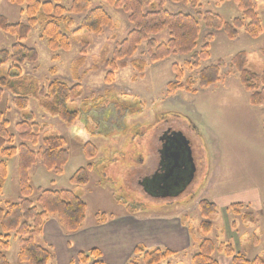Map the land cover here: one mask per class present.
<instances>
[{"label": "rangeland", "instance_id": "rangeland-1", "mask_svg": "<svg viewBox=\"0 0 264 264\" xmlns=\"http://www.w3.org/2000/svg\"><path fill=\"white\" fill-rule=\"evenodd\" d=\"M59 1L69 10L72 0ZM160 1L155 0L156 3ZM90 2L93 7L105 9L112 18V26L104 27L100 34L75 33L82 16L68 12L66 16L72 18L73 25L67 29L61 23L60 27L68 35L70 47L53 51L41 37V23L31 27L22 43L35 48L38 56L21 66V80L37 96H29L24 111L11 107L12 94L8 90L0 101V110L9 120L12 132L17 121L30 115L36 122L46 124L38 137V145L31 146L33 149L42 146V139L54 133L66 139L69 159L60 173L45 168L40 159L30 169V184L34 189L31 199L35 200L38 187L70 189L87 205L86 217L79 229L66 232L56 216L50 215L47 236L41 235L42 228L36 243L50 247L54 255L51 264H82L78 255L81 252L89 255L92 250L98 251V259L105 264H129L136 257L137 245L174 252L159 264H191L199 244L206 238L216 243H231L248 259L262 257L264 103L251 105L249 92L227 66L232 56L245 51L247 69L258 74L262 72L264 56L260 50L264 48V0H257L262 28L260 35L252 37L241 28L237 37L230 40L223 31L211 30L210 57L201 61L198 68L188 66L192 62L191 54H171L152 62L146 42H142L129 58L116 62L117 68L113 72L106 64L107 60L113 58L115 47L131 26L127 14L121 9L102 0ZM162 2L170 11L194 13L182 3ZM200 4L201 11L217 13L225 21L240 16L233 0L220 3L200 0ZM24 9V4L0 0V15L10 23H26ZM205 31L202 30L201 36ZM167 36L168 32L164 30L153 38L160 42ZM14 41L13 35L0 29L1 48L9 49ZM218 59L227 63L221 69L218 83L206 88L195 85L194 93L167 91V83L175 81L173 64L179 67L183 74L181 82L185 84L186 79L196 76L201 67ZM9 66L8 63L0 65V77L6 76ZM53 79L69 86L80 85V94L67 104L78 112V120L72 124L47 113L39 105V92L41 89L45 91ZM170 126L182 129L190 139L195 166L192 182L175 196L162 194L154 187L146 188L144 183L161 163L160 136ZM82 130L97 149L96 155L90 159L83 154L84 137L76 135L83 133ZM19 142L20 139L16 138L14 144ZM16 158H6L8 176L0 193V205L5 200L15 201L20 197ZM88 165L87 183H72V174ZM249 198L254 201L248 203ZM203 199L217 205V213L208 218L211 227L205 234L200 227L204 218L199 202ZM236 202L242 204L238 213L226 209ZM99 213L106 214V219L103 220ZM2 233L0 226V235ZM8 242V247L1 250L8 262L28 264L18 259L17 236L11 234ZM213 256L219 264L230 263V258L222 253ZM94 260L89 257L90 263Z\"/></svg>", "mask_w": 264, "mask_h": 264}, {"label": "trees", "instance_id": "trees-1", "mask_svg": "<svg viewBox=\"0 0 264 264\" xmlns=\"http://www.w3.org/2000/svg\"><path fill=\"white\" fill-rule=\"evenodd\" d=\"M12 3L24 4L26 23H10L6 17L0 15V29L15 37L14 43L9 49L0 47V65L10 64L5 77H0V101L5 90L12 94L11 107L24 111L29 104V96H37L34 91H29L26 84L21 80V66L26 61L37 59V51L22 43L31 30V27L41 23L42 38L47 42L49 50H68L70 42L68 35L60 27L69 29L73 20L66 14L81 15L80 25L74 30L75 33L87 31L100 34L104 27L112 26V18L101 6L93 7L90 0H72L69 10L61 5L59 0H8ZM127 14L130 30L117 44L113 51V58L107 60L110 71L116 70V62L123 58H129L142 42H146V48L152 62L160 61L171 54H191L190 68H198L201 61L210 57V43L213 40L211 30L223 31L226 37L234 40L238 30L244 28L245 32L256 37L262 32L260 19L257 13V0H233L240 11L239 17L225 21L220 15L211 11H201L200 0H169L172 3L188 6L194 11L193 14L183 11H170L163 6L162 0H102ZM223 2L225 0H216ZM205 29L204 35L202 30ZM166 30V40L157 42L153 36ZM201 45L198 48V43ZM264 56V48L260 50ZM247 54L239 51L229 60L228 66L223 59L215 63L207 64L200 68L196 76L187 78L185 84L181 82L183 74L176 64L172 65L175 72V81L167 83V91L174 93L178 90L196 92L195 85L199 88L218 83L221 79V69L228 67L229 72L236 73L238 80L244 89L249 92L248 100L251 105L264 103V59L261 73L250 71L246 67ZM25 84V85H24ZM81 92L79 84L67 85L58 79L50 80L39 92V105L47 113L58 116L62 121L72 124L78 120V112L68 107L70 99L77 97ZM43 95V97H41ZM10 122L4 118L0 110V193L8 176V164L6 158H16L17 181L20 191L18 200H5L0 205V226L3 233L0 235V264L8 262L2 249L8 247V239L11 234L18 238V259L28 264H51L54 255L50 247L36 243L45 221L50 215H55L60 227L66 232L76 231L83 224L86 217L87 205L70 189L37 188L35 200L31 199L34 192L30 184L29 172L33 165L40 159L45 168L60 173L68 162L69 153L66 148V139L59 134H52L42 139V146L33 149L31 146L38 145V137L46 124L36 122L32 115L24 117L14 124V132L9 129ZM78 131H80L78 129ZM83 133L76 135L84 137L83 154L86 159L94 157L96 147L86 138ZM262 131L264 134V114L262 117ZM21 142L14 144L15 139ZM41 145V144H40ZM88 167L77 169L70 181L74 184L84 185L88 181ZM241 203H231L226 209H232L238 213ZM264 206V202H263ZM201 216L204 218L200 223L202 233H207L211 227L208 218L217 213V205L203 199L199 202ZM102 215L103 220L106 214ZM100 219V218H99ZM101 220V219H100ZM136 257L129 264H159L174 252L169 249L155 247L146 249L141 245L135 247ZM222 253L230 258L229 264H264L262 257L248 259L231 243H216L213 239L206 238L199 244V249L193 255L191 264H219L213 255ZM79 261L89 264V257L95 258L90 264H105L99 260L97 250H92L89 255L80 253Z\"/></svg>", "mask_w": 264, "mask_h": 264}, {"label": "flooded vegetation", "instance_id": "flooded-vegetation-1", "mask_svg": "<svg viewBox=\"0 0 264 264\" xmlns=\"http://www.w3.org/2000/svg\"><path fill=\"white\" fill-rule=\"evenodd\" d=\"M176 132H181L186 137L182 129L173 128L171 126L167 127V129L161 132L160 137L162 139V144H161V147L159 148V151H161L164 145L166 144L168 145L169 143H171L172 145H178V144L182 145L180 136H178ZM172 163L173 162L170 161V164L168 165V163L165 161L161 162L158 165L155 172L149 177L145 178L144 183H145L146 188L154 187L156 191L176 193L177 188L174 186V184L176 182H182V180L185 179L186 176H184L183 170L185 171L186 167L184 166L183 168V165L178 164L179 166L173 167V170L170 173H167V167L169 166L171 167ZM181 171H182V174H181ZM186 182L187 181H185L184 184ZM184 184H180V185L183 186ZM188 184H190V182H188L186 185Z\"/></svg>", "mask_w": 264, "mask_h": 264}, {"label": "water", "instance_id": "water-1", "mask_svg": "<svg viewBox=\"0 0 264 264\" xmlns=\"http://www.w3.org/2000/svg\"><path fill=\"white\" fill-rule=\"evenodd\" d=\"M178 136H180L182 145H172L169 143L168 145H164L162 147L161 154V162L165 161L170 164L172 161L171 167H167V173H170L173 170V167L183 165L186 167L185 171L183 170L185 179L182 182H176L174 186L177 188V192L181 191L184 186L193 179L195 166L193 163L192 152H191V142L188 138H186L181 132H176ZM179 164V165H178ZM182 174V171H181ZM184 178V177H183ZM187 181L185 184L184 182ZM180 184H184L183 186ZM174 192H162V194H169L174 196L177 194Z\"/></svg>", "mask_w": 264, "mask_h": 264}, {"label": "crops", "instance_id": "crops-1", "mask_svg": "<svg viewBox=\"0 0 264 264\" xmlns=\"http://www.w3.org/2000/svg\"><path fill=\"white\" fill-rule=\"evenodd\" d=\"M248 201V203H250L249 201H254L253 199H251V198H249V199H247ZM11 201V200H10ZM216 202V201H215ZM241 202H243V201H241ZM237 203V202H236ZM51 221L50 219H48V220H46V222L44 223V227H43V234H41V235H43V236H47L46 234H47V231H46V228L48 227V223ZM45 244H47V242H45ZM154 244H152V246H153Z\"/></svg>", "mask_w": 264, "mask_h": 264}]
</instances>
